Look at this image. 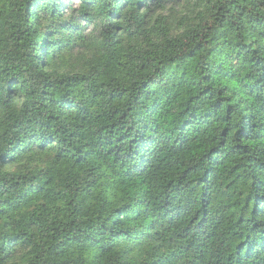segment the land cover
<instances>
[{
	"label": "clouds",
	"instance_id": "9594fccd",
	"mask_svg": "<svg viewBox=\"0 0 264 264\" xmlns=\"http://www.w3.org/2000/svg\"><path fill=\"white\" fill-rule=\"evenodd\" d=\"M0 264H264V0H0Z\"/></svg>",
	"mask_w": 264,
	"mask_h": 264
}]
</instances>
